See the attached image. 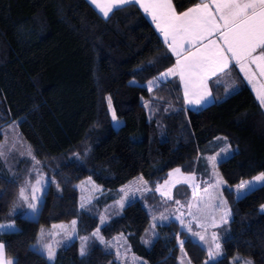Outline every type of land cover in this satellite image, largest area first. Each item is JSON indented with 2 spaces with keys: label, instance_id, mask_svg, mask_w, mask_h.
I'll return each instance as SVG.
<instances>
[{
  "label": "trees",
  "instance_id": "1",
  "mask_svg": "<svg viewBox=\"0 0 264 264\" xmlns=\"http://www.w3.org/2000/svg\"><path fill=\"white\" fill-rule=\"evenodd\" d=\"M199 1L172 3L181 12ZM173 63L134 4L105 18L87 0H0V143L2 128L17 121L31 151L12 165L0 160V225L16 229L0 230L6 258L14 264H121L115 251L102 245L81 255L75 240L58 248L52 262L42 246L51 241L45 230L57 221L76 220L78 235L90 234L103 207L137 178L148 193L127 203L100 234L106 239L126 234L139 264H179L180 254L190 264H202L206 250L175 220L156 226L149 247L141 242L150 221L143 202L157 195L156 187L173 169L192 175L203 147L224 137L232 153L216 168L228 187L232 215L217 228L224 251L218 264H231L234 256L264 264V187L237 198L229 191L250 171L264 172V107L237 69L231 72L236 89L226 95L217 85V99L198 110L185 108L176 77L149 90L148 81ZM108 97L123 121L117 128ZM42 175L49 187L36 218L25 209L13 212L22 187L29 193ZM86 178L103 194L81 207L78 184Z\"/></svg>",
  "mask_w": 264,
  "mask_h": 264
},
{
  "label": "snow or ice",
  "instance_id": "2",
  "mask_svg": "<svg viewBox=\"0 0 264 264\" xmlns=\"http://www.w3.org/2000/svg\"><path fill=\"white\" fill-rule=\"evenodd\" d=\"M91 3L96 5L97 8L107 18L114 10L130 4L140 3V6L146 13H150L153 22L156 24L157 29L164 36L165 43L168 45L169 50L176 56V63L168 68L165 72L160 73L159 77L148 81L149 90L158 82L165 80L169 76H179L184 88L185 104L189 106L202 107L204 104L211 100H216L212 94L207 90L210 78L216 77L217 83L222 76L230 74V62L234 61L239 65L242 72L245 73V78L250 84L253 85V91L256 92L257 99L260 105L264 107V0H209V2L197 3L188 8L184 12L177 13L173 7L172 0H91ZM214 8V11H213ZM215 35L217 39H211ZM207 40L208 43H204ZM220 41L221 43H218ZM195 49V50H193ZM259 50V55L255 53ZM187 52V54H185ZM256 66V71L250 70V65ZM259 81V86L257 83ZM130 83H135L131 81ZM230 94V89H226V95ZM145 106L148 104L146 102ZM108 107L111 112V118L114 123H119L115 110L112 109L111 97H108ZM31 154V151H29ZM3 153L0 152V156ZM231 153L227 148L222 149L216 157H212V165L215 169L217 162H222ZM34 158V157H33ZM179 173L180 169H175ZM172 175L171 173L169 174ZM218 176V173L214 172ZM142 179V178H141ZM194 176H188L184 182L193 181ZM165 181V186L168 185ZM179 183V181H178ZM226 182L223 178H218L215 184L212 185L213 189L220 188ZM42 182L38 179L36 185H33L32 200H38L40 197L36 193L41 191ZM59 188V185H57ZM258 187H264V172L254 176L252 180L241 181L236 185V191L240 196H246L248 193L257 190ZM243 190V191H241ZM21 189V195H23ZM157 191H161L158 187ZM205 192L209 189L205 188ZM231 191V189H229ZM166 199H171V196L162 192ZM128 193H125L127 196ZM195 196V191L193 193ZM27 199V197H25ZM215 203L209 207L223 208V214L220 216V225L227 224L231 219V211L227 209V201L223 199V194L220 193L218 197L212 198ZM180 204V201H175ZM119 207H125V200L122 198L117 202ZM84 205L82 204L81 207ZM28 207L33 210L35 214L37 205L29 203ZM192 205L189 204V215L193 221H200L201 218L205 223H200L201 228L207 231V222L211 217L212 227H218L215 217L211 212L197 207L196 212L201 215H196L191 211ZM260 211L264 212V204L260 206ZM160 221H167L168 216L161 214L158 218L153 217ZM180 219L181 226L184 227V220ZM106 223V218L101 217V224ZM76 221L71 222L73 231L75 230ZM153 223V227H155ZM54 228L57 226H53ZM67 227V226H60ZM191 231V223L187 226ZM0 230L15 231V227L11 224L0 225ZM53 235L54 234H50ZM67 237H71L72 233H67ZM155 235V233H153ZM193 236H199L201 241L208 243L205 235L200 233H192ZM93 236L99 237V228L93 233ZM43 238V230L38 241ZM88 239V238H81ZM179 240V235L177 236ZM216 232L211 233V244L208 248L209 260L206 264H218V258L222 255L221 244ZM101 243L106 246L109 242L100 237ZM60 241L53 240L52 243L43 244V249L46 250L49 260L55 256L56 246H60ZM148 244L150 241H144ZM183 241H181V247ZM6 242H0V264H14L13 259L6 258L5 255ZM85 252V247H81V255ZM119 257V252L117 253ZM246 264H251L247 261Z\"/></svg>",
  "mask_w": 264,
  "mask_h": 264
},
{
  "label": "rangeland",
  "instance_id": "3",
  "mask_svg": "<svg viewBox=\"0 0 264 264\" xmlns=\"http://www.w3.org/2000/svg\"><path fill=\"white\" fill-rule=\"evenodd\" d=\"M232 92V91H231ZM230 92V93H231ZM119 123H113V126L115 128L119 127L123 121L121 119H118ZM2 134V142L0 143V152L3 153L2 156H0V160L3 164H15L18 163L22 158L29 157V147L25 141H23L20 137L18 128H17V121H14L10 123L9 125H6L1 130ZM227 148L230 153H232V147L228 143V141L224 137H218L215 138V140L211 143H208L206 146L203 147V149L199 152L197 159L195 161L194 165V172L191 176H194L195 179L193 181L184 182L185 179L190 176V174H187L185 172H182L180 170L179 173L175 172L173 169L170 173L171 176L168 175L167 179L165 181H168V185L165 186V181L158 185L156 187V190L154 193L157 195L151 196L149 199L144 200V205L150 214V221L149 224L141 236V242L146 246L149 247L154 239L156 238L157 231L156 226L167 223L170 220H175L180 224V219H177V217H182L184 220V227L182 229L186 231L194 240L200 243V245L206 250L207 257L205 261L202 264H206V261L209 260L208 257V248L211 242V233L216 232L219 239V242L221 240V235L218 231V227L220 225V216L223 214L224 209L223 208H211L209 205L212 203H215L216 201L212 198L218 197L220 193L223 194V199L228 202V197L226 193V188H228L225 185H221L218 189H213L212 185L215 184L216 180L220 178L219 173L216 168H213L212 165V157H216L218 153H221L222 149ZM229 157V156H228ZM227 158V157H226ZM179 169V168H176ZM215 173H218L217 175H214ZM169 173V174H170ZM260 174L257 171H250L249 172V178L247 180H252V178L256 175ZM40 180L42 182L41 191L36 193L40 199L38 200H32L33 195V185H36V181ZM179 181V183H178ZM49 187V180L46 178V176H39L30 187L29 193L26 191L25 187H22L23 195H21V190L19 192V201L13 205L12 211L18 212L22 209H25V213L29 218H36L38 211H39V203L43 198V194L46 192L47 188ZM160 188L161 191H157V188ZM56 188V194H59V188L57 185H55ZM209 189L208 192H205L204 189ZM231 191L233 192V195L235 198L240 197V195L236 191V186L230 187ZM195 191V196L193 195ZM243 191V190H241ZM78 192H79V200L80 205H87L88 203L92 202L96 198H98L100 195L103 194L102 189L94 184L89 178H86L82 180L78 184ZM162 192H166L171 196V199H166V196L162 194ZM125 193H128L127 196H125ZM148 193V188L145 183L140 182L137 180V178L132 179L127 184L123 185L121 187L120 193L118 196L107 206H104L101 212L99 213V223L96 229H94L90 234L79 236L77 232V223L75 224V230L73 231V228L71 226V220L70 222H61L57 221L55 222L49 229H43L46 233L54 234L51 236L50 243L55 241H60V246H56L53 244V247L55 248V253L58 248L62 246H66L73 241L77 240L79 243V252L81 253V247H85V252L92 247L93 245H102L105 247L112 248L115 251L117 259L121 262V264H139L142 262L140 258H138L136 255H134L130 251L129 243L127 240V235L124 233L117 234L113 236L112 238L106 239L100 234V228L105 224H101V217L106 218L107 221L115 216L118 215V213L122 210L119 205L117 204L118 201H120L122 198L125 200V205L136 198H143L144 194ZM55 194V197L53 199L51 211H55L57 208V199L58 196ZM27 197V199H25ZM175 201H180V204L175 203ZM29 203H35L37 205V209L35 214H33V210L28 207ZM189 204L192 205L191 211L193 213H196V215H201L200 213L196 212L197 207H200L201 209H205L206 211L211 212V214L215 217L218 227H212L211 225V217L209 218V221L207 222V231H205V228H201L199 226L200 223H205L204 220L201 218L200 221H193L192 217L189 215ZM227 209L229 208V202L227 203ZM161 214H164L169 217L167 221H160L159 219H156L155 222L153 221V217H159ZM76 221V220H75ZM153 223H155V227H153ZM191 223V231L188 230V225ZM8 225V224H4ZM12 225V224H11ZM57 227H53V226ZM15 227V225L13 224ZM60 226H67L60 227ZM99 228V237L93 236V233L96 232V230ZM42 232V230H41ZM40 232V234H41ZM72 233L71 237H67V233ZM200 233L201 235H205L206 239L208 240V243H204V241H201L199 239V236H193L192 233ZM155 233V235H153ZM100 237L103 238L104 241L109 242V245L106 246L105 243H101ZM81 238H88L86 240ZM150 241V243L146 244L144 241ZM221 244V243H220ZM222 249V257L224 255V251L221 245ZM46 251V250H45ZM84 252V253H85ZM119 252V257L117 256V253ZM47 255V252H46ZM219 257V258H220ZM48 258V256H47ZM49 260V259H48ZM50 262L53 261L49 260ZM179 264H190L188 262V259L183 255L180 254L178 257ZM247 261H250L249 259L245 257H239L234 256L230 259L231 264H246Z\"/></svg>",
  "mask_w": 264,
  "mask_h": 264
},
{
  "label": "crops",
  "instance_id": "4",
  "mask_svg": "<svg viewBox=\"0 0 264 264\" xmlns=\"http://www.w3.org/2000/svg\"><path fill=\"white\" fill-rule=\"evenodd\" d=\"M87 1H88V2H89V3L95 8V10H97L102 16H104L103 13L100 11V9L97 8L96 5H94V4L91 3V0H87ZM145 2H146V0H145ZM201 2H209V0H200L198 3H201ZM130 4H134L135 6H137V8L140 10V12L144 15V17L146 18V20L149 22V24H150V25L152 26V28L155 30V32H156L157 35L159 36L160 40L162 41V43H163L165 49H166L167 52L172 56V58H173V62H174L173 65H174V64L176 63V59H177V58H176V56H175V55L169 50L168 45L165 43L164 36H163L162 33L157 29L156 24L153 22L151 14H150V13H146V12L144 11V9L140 6V3H130ZM172 4H173V3H172ZM196 4H197V3H196ZM127 5H128V4H127ZM194 5H195V4H194ZM194 5H192V6H194ZM192 6H190V7H192ZM173 7H174V5H173ZM190 7H188V8H190ZM188 8H187V9H188ZM174 9H175V8H174ZM187 9H185V10H183V11H181V12H184V11H186ZM213 11H214V8H213ZM177 13H180V12H177ZM211 39H217V37H216L215 35H213V37H211ZM217 42H218V43H221L220 41H217ZM204 43H208V41L205 40ZM193 50H195V49H193ZM185 54H187V52H185ZM255 55H259V50L255 53ZM249 67H250V70H251V71H253V72L256 71V66H255L254 64H253V65H250ZM230 69H231V70H230V74H229V75H226V76H222V77L219 79V82H218V83L216 82V81H217V78H216V77H212V78H210V80H209V82H208V89H207V90L212 94L213 97H215V96H214V89H215V87H216L217 85H223L225 89H230V92H231V91H234V90L236 89V83H235L234 79H233L232 76H231V72H232L233 69H237L238 72L241 74L243 80L245 81V83H246L247 86L249 87V89L252 91V93H253V95H254L256 101H257V102L259 103V105H260V102H259V100L257 99V96H256V92L253 91V85L250 84V83L248 82V80L245 78V73L241 71L239 65H236L234 61H231V62H230ZM175 77H176L177 80H178V83H179V86H180V89H181V94H182L183 103H184V106H185L186 109L198 110V109H201L202 107H205V106H207V105H209V104H211V103H213V102L215 101V100H211V101H209L208 103L204 104L202 107H196V106H189V105H186V104H185V100H184V88H183V84L181 83V81H180L178 75L175 76ZM258 86H259V81H258V83H257V87H258Z\"/></svg>",
  "mask_w": 264,
  "mask_h": 264
}]
</instances>
